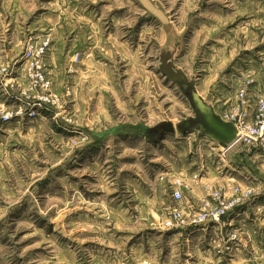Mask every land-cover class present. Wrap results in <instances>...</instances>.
Wrapping results in <instances>:
<instances>
[{
    "label": "rangeland",
    "instance_id": "1",
    "mask_svg": "<svg viewBox=\"0 0 264 264\" xmlns=\"http://www.w3.org/2000/svg\"><path fill=\"white\" fill-rule=\"evenodd\" d=\"M256 7L43 0L34 14L29 0H0V264H264V152L184 132L196 118L184 85L220 104L239 87L252 99L257 82L264 94ZM30 41L47 53L24 71ZM162 123L176 133L158 139ZM206 185L226 199L239 187L240 206L191 224L204 199L193 188ZM175 206L188 224L168 229Z\"/></svg>",
    "mask_w": 264,
    "mask_h": 264
},
{
    "label": "built area",
    "instance_id": "2",
    "mask_svg": "<svg viewBox=\"0 0 264 264\" xmlns=\"http://www.w3.org/2000/svg\"><path fill=\"white\" fill-rule=\"evenodd\" d=\"M46 53L47 44L30 41L25 53L28 62L23 70L26 71L27 66L42 69ZM37 77L40 78L43 86L47 89L49 87V82H47L40 73L37 74ZM38 101L40 106L45 107L52 103V99L48 95H42L39 97ZM214 111L223 122L235 125L237 137L234 143H241L248 148L264 152V94L259 97L254 104L245 87L241 91L239 87L236 94V101L230 108L226 109L224 112ZM219 157L224 161L223 154L219 155ZM219 172L222 175L223 169H220ZM184 189L189 190L187 186L181 183H178V186H174L171 198L176 205H181L185 200ZM202 190L204 194L202 207L198 214L193 216L191 224L205 225L209 222L219 223L229 211L240 206L239 187L232 188L233 196L231 199L223 197L225 194V189L223 187L215 189L210 185H206L202 187ZM193 208L194 205H191L190 209L192 211ZM167 213L169 215L168 221H166V227L168 229L188 224L183 211L178 206L173 207V209H167Z\"/></svg>",
    "mask_w": 264,
    "mask_h": 264
},
{
    "label": "water",
    "instance_id": "3",
    "mask_svg": "<svg viewBox=\"0 0 264 264\" xmlns=\"http://www.w3.org/2000/svg\"><path fill=\"white\" fill-rule=\"evenodd\" d=\"M183 90L196 112V118L189 121V126L184 132L195 134L194 140L206 136L222 146L233 144L237 137L235 125L223 122L214 111L212 104L204 101L192 86L184 85ZM153 132L158 135V139H162L166 134H175L176 130L171 123H162Z\"/></svg>",
    "mask_w": 264,
    "mask_h": 264
},
{
    "label": "crops",
    "instance_id": "4",
    "mask_svg": "<svg viewBox=\"0 0 264 264\" xmlns=\"http://www.w3.org/2000/svg\"><path fill=\"white\" fill-rule=\"evenodd\" d=\"M25 1V0H24ZM42 1L43 0H29V4H32V5H34V14H36V12H37V9H36V7H37V5L38 4H40V3H42ZM45 1H47V0H45ZM247 2H249V3H253V4H256L257 5V7H256V11L254 10V12L252 13V16H253V30L255 29V27L254 26H258V25H255V23L254 22H256V19H258V20H261V22L262 21H264V17H262L261 18V11H260V9H261V6L262 5H264V0H246ZM72 2V1H71ZM229 2L230 3H239V0H229ZM30 7V6H29ZM29 12H30V9H29ZM263 15H264V13H263ZM264 24V23H263ZM260 28H262L261 26H260ZM263 28H264V26H263ZM262 35H264V30L262 29ZM261 34H255V33H253V37H255V36H257L258 38L256 39L255 38V40H253V41H256L255 43H253L252 45H253V47L251 48V52H254V50L255 49H257V48H259L260 46H262V44L260 43V41H259V37L261 36ZM264 44V43H263ZM245 50H249V48H246ZM54 57H57V54H55V53H53L52 54V58H54ZM239 66H240V63H239ZM233 67H238V64H237V62L235 63V65L233 66ZM250 67H252V64H250ZM234 74H231V75H227L226 77H225V82L227 81V82H229V83H232V84H235L234 82H233V80L232 79H230V77L231 76H233ZM229 78V79H228ZM261 86V88H262V85H263V83H261V82H257V85L255 86V87H253L252 88V92H253V94H252V96H253V98H252V100H253V103L255 104L256 102H257V98L259 97V96H255V93L254 92H256L257 90H259L260 89V86ZM210 86V85H209ZM231 88L233 87L232 85L230 86ZM200 94V93H199ZM223 100H224V102L223 103H221L220 104V101H221V99H217V100H214V98L213 99H211V104H212V106H213V108L216 110H218V109H220V110H223L224 108H226V107H229L230 105H232L235 101H236V94H234V95H229V96H226L225 98H223ZM218 107V108H217ZM228 109V108H227ZM219 111V110H218ZM222 182V181H221ZM201 189V190H200ZM193 190H195L193 193H194V196H193V198H197V199H199L200 197H202V188H200V187H197V188H193Z\"/></svg>",
    "mask_w": 264,
    "mask_h": 264
}]
</instances>
